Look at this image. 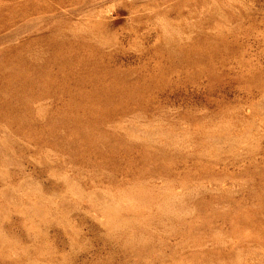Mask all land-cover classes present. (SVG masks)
Wrapping results in <instances>:
<instances>
[{
  "label": "rangeland",
  "instance_id": "rangeland-1",
  "mask_svg": "<svg viewBox=\"0 0 264 264\" xmlns=\"http://www.w3.org/2000/svg\"><path fill=\"white\" fill-rule=\"evenodd\" d=\"M0 264H264V0H0Z\"/></svg>",
  "mask_w": 264,
  "mask_h": 264
}]
</instances>
